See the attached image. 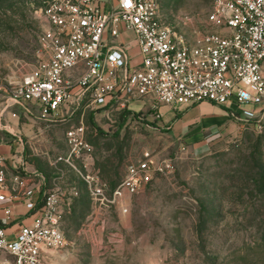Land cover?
Masks as SVG:
<instances>
[{
	"label": "built area",
	"instance_id": "obj_1",
	"mask_svg": "<svg viewBox=\"0 0 264 264\" xmlns=\"http://www.w3.org/2000/svg\"><path fill=\"white\" fill-rule=\"evenodd\" d=\"M36 12L45 26L35 65L6 90L0 119L7 113L18 119L14 106L57 121L78 110L129 108V102L151 97L154 119L161 117L159 104H250L254 108L239 107L231 115L264 131V0H213L210 30L193 36L163 19L158 0H117L110 7L100 0H46ZM126 32L133 33L142 58L133 67ZM85 136L83 123L68 129L69 152L57 161L81 173L99 210L127 213L129 199L175 170L174 159L145 150L112 186L76 166V158L92 155ZM18 141L23 146L21 135ZM22 150L0 151V264H51L54 254H68L63 191L48 187L42 173L29 175ZM19 205L31 222L22 220L8 232Z\"/></svg>",
	"mask_w": 264,
	"mask_h": 264
},
{
	"label": "rangeland",
	"instance_id": "obj_2",
	"mask_svg": "<svg viewBox=\"0 0 264 264\" xmlns=\"http://www.w3.org/2000/svg\"><path fill=\"white\" fill-rule=\"evenodd\" d=\"M45 1L0 0V102L35 65L45 26L36 11ZM158 1L163 19L178 30L189 36L210 30L213 0ZM137 51L132 44V67L142 60ZM152 102H129L133 113L117 105L86 108L57 121L11 108L18 119L10 125L24 140L14 153L22 148L28 174L42 173L48 187L63 191L61 227L70 253L54 254L51 264H264V131L231 121L208 132V146L197 149L153 118ZM81 123L93 147L91 156L75 159L83 173H98L114 186L145 150L171 157L175 170L129 199L127 213L95 208L81 173L57 161L69 152L67 130ZM13 174L10 169L8 178Z\"/></svg>",
	"mask_w": 264,
	"mask_h": 264
},
{
	"label": "crops",
	"instance_id": "obj_3",
	"mask_svg": "<svg viewBox=\"0 0 264 264\" xmlns=\"http://www.w3.org/2000/svg\"><path fill=\"white\" fill-rule=\"evenodd\" d=\"M100 1L109 7L117 2V0ZM129 34L131 35L130 38L128 36ZM124 40L129 41L131 45H136L134 42V35L131 32L125 33ZM160 110V118L163 127L167 129L177 141L178 139H181L184 141L183 143H190L197 149L204 148L205 150V146H208V143L206 142V134L208 132L214 133L215 130L221 132L224 126L229 125L231 121L245 125L231 115L232 111L237 110L235 105L231 103L227 105H218L204 101L187 107L184 106L174 109L168 105L162 104ZM166 115L167 118L164 120L163 117ZM4 119H9V121L8 123L3 124L2 119H0V151L6 154H11L18 150L17 147L20 145L18 144L20 134H17L15 127L10 125V122L14 121L15 118H12L11 115L7 113L5 114ZM229 128H232V126ZM8 176H10V174ZM25 213L26 209L23 205L16 207L14 214L15 217L8 225V227H10L13 222L15 223L14 227L10 228L12 231L16 230V228L18 229L19 223L22 222V220L23 222H31L30 217H24L25 215H29V213Z\"/></svg>",
	"mask_w": 264,
	"mask_h": 264
},
{
	"label": "trees",
	"instance_id": "obj_4",
	"mask_svg": "<svg viewBox=\"0 0 264 264\" xmlns=\"http://www.w3.org/2000/svg\"><path fill=\"white\" fill-rule=\"evenodd\" d=\"M125 112H126V113H130V112H132V113H133V111H132V110H126Z\"/></svg>",
	"mask_w": 264,
	"mask_h": 264
}]
</instances>
